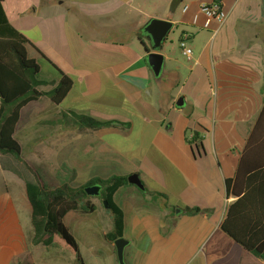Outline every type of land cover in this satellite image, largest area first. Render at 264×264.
Masks as SVG:
<instances>
[{
  "label": "crops",
  "instance_id": "crops-1",
  "mask_svg": "<svg viewBox=\"0 0 264 264\" xmlns=\"http://www.w3.org/2000/svg\"><path fill=\"white\" fill-rule=\"evenodd\" d=\"M212 1L188 0L181 12L193 17L201 4ZM170 2L4 1L10 24L30 43L28 57L49 68L48 79H40L48 85L37 90L47 92L59 79L38 51L74 82L59 105L47 97L31 103L47 101L46 107L56 109L54 115L44 116L33 108L34 143L40 154L60 148L83 183L140 174L143 190L122 187L112 198L123 213L126 264H236L240 246L220 225L235 200L227 195L225 181L234 177L264 103V0H222L227 17L208 29L202 27V17L196 25L189 18L186 26L192 29L183 32L190 35L187 46L202 35L199 31L209 30L211 36L196 46L195 55L192 51L186 80L190 94L181 89L162 102L149 97L155 76L147 64L146 55L152 51L144 27L152 19L177 21ZM163 75L174 82L181 77L175 70ZM181 96L188 110L178 121L183 107L177 109L175 102ZM81 116L110 125L87 130L79 124ZM56 119L61 127L42 125ZM51 131L63 133L61 144L44 138V132ZM188 208L201 212L188 214ZM3 211L0 207V218L14 226L12 216ZM16 235L19 243L0 246V264H39L37 253L21 246L23 232ZM112 247L105 248L107 264H115ZM59 250L58 257L50 252L42 264H67L65 252ZM86 253L96 255L94 249Z\"/></svg>",
  "mask_w": 264,
  "mask_h": 264
},
{
  "label": "trees",
  "instance_id": "trees-1",
  "mask_svg": "<svg viewBox=\"0 0 264 264\" xmlns=\"http://www.w3.org/2000/svg\"><path fill=\"white\" fill-rule=\"evenodd\" d=\"M4 1L0 0V156H10L33 175V179L24 181L25 195L31 208V224L35 230L33 244L59 248L74 258V264H85L76 239L64 223L65 217L76 211L94 213L95 206L89 202L83 204L82 200L88 198L84 193L86 187L99 185L101 198L112 216V229L105 239L114 243L123 238L124 223L123 213L112 198L118 189L133 185L127 182V177L114 176L108 180L96 178L78 188L63 184L49 189L21 158V147L14 135L22 110L41 97H47L51 103L59 105L74 82L44 53L38 51L54 68L59 79L49 91L37 90L48 83L39 79L40 68L27 55L30 43L10 24ZM79 124L92 131L110 125L109 122H98L86 116L79 117ZM195 137L193 135V139ZM225 187L227 195L235 200L228 205L220 227L240 246L236 264H264V103L235 175L225 181ZM185 212L199 214L201 210L188 208Z\"/></svg>",
  "mask_w": 264,
  "mask_h": 264
},
{
  "label": "rangeland",
  "instance_id": "rangeland-1",
  "mask_svg": "<svg viewBox=\"0 0 264 264\" xmlns=\"http://www.w3.org/2000/svg\"><path fill=\"white\" fill-rule=\"evenodd\" d=\"M188 0L181 3L175 12V18L172 29L167 34L165 41L161 45V49L158 50L160 54L164 57L163 66L161 73L158 77H152L151 86L149 88V97L160 100L162 102L171 100L176 97L177 93L182 90V94H190L191 84L186 83L188 78V71L191 63L187 62L181 54L179 48V37L184 31L192 29V27L186 26L189 18L192 16L184 15L181 12V8L186 4ZM199 14V13H197ZM211 30V29H210ZM202 33L196 40H192L188 47L194 52H196V46L201 47L203 45L202 39L211 36V32L199 31ZM151 45V44H150ZM29 56H33V53L29 51ZM165 57L168 59L165 61ZM40 72L39 79H48L49 68L44 62L39 61ZM175 70L180 73L177 82L171 79L170 76L167 77L163 75L164 71ZM203 78L201 77V80ZM205 86L204 82H201V89ZM204 98L202 95L201 99ZM178 99V98H177ZM176 99V100H177ZM47 101L39 102L38 104H29L21 112V118L15 131V139L20 144L21 147V158L34 170V172L43 180L46 187L49 189H56L63 184L70 185L73 188H78L83 186V180L80 179V172L77 170L76 166H72L66 162L63 154H61V149L51 148L49 151L43 152V154L38 153L35 139V128L32 126L33 119V108H36L38 113L44 116L54 115L56 109L54 105H49L46 107ZM188 110L186 105L183 106V111L179 113L178 121L181 120L184 112ZM44 127L49 126L61 127L63 124L58 119L51 120L49 124L43 123ZM190 132V126L184 129V134L186 137ZM44 138H49L51 140L50 144L57 143L61 144L63 141V133L49 132L46 134L44 132ZM113 143V142H112ZM119 146L120 144L117 143ZM33 179V175L29 172L23 165L15 162L10 156H0V207L5 209L3 215L6 216L8 213L12 216V221L14 222L15 228L10 223L6 222L5 218H0V246H6L8 243H19L15 238L17 237V231L23 232V238L21 246H26L28 252H30L37 259L39 264L45 262L46 258L49 256L50 252H54V257H58L61 251L57 248L51 249L42 245V243L35 245L33 244V238L35 237V230L31 224V208L29 202L25 195L24 181ZM140 179V174H139ZM141 181V179H140ZM142 182V181H141ZM135 187V186H133ZM138 190L137 188H135ZM140 196H143V192L139 191ZM89 202L95 206L94 213H84L83 211H76L69 213L65 219L64 223L70 229V232L76 239L81 253L88 264H107L105 254L106 246H113L114 243H110L105 239V235L112 229V216L104 201L101 198V194L97 196H88V198L83 199L82 203ZM13 208V210L11 209ZM8 211V213H6ZM6 244V245H5ZM90 249L95 250V256H89L87 251ZM63 251V250H62ZM64 260L67 264H72L70 260V254L64 251ZM115 252V251H114ZM29 253V254H30ZM28 254L29 258L30 255ZM69 256V257H68ZM58 259V258H57ZM115 264H119L116 255L114 253ZM124 264L125 260L123 259Z\"/></svg>",
  "mask_w": 264,
  "mask_h": 264
},
{
  "label": "water",
  "instance_id": "water-1",
  "mask_svg": "<svg viewBox=\"0 0 264 264\" xmlns=\"http://www.w3.org/2000/svg\"><path fill=\"white\" fill-rule=\"evenodd\" d=\"M183 0H171L169 4L170 13L174 14L178 6L182 3ZM173 23L167 20L152 19L144 27V32L148 35V38L151 42L150 50L152 52L146 55L147 64L151 69L153 75L158 77L161 73V69L164 62V57L162 54L157 52L161 49L162 43L165 41V38L169 31L172 29ZM184 96L179 97L175 102V107L181 109L184 106ZM127 182L130 185L137 187L139 190H143L144 186L139 179L137 174H132L127 177ZM99 185L88 186L84 189V193L87 196H97L100 192ZM106 205V202H104ZM107 208V205H106ZM128 241L123 238H119L114 241V247L116 250V256L119 264H124V248L127 246Z\"/></svg>",
  "mask_w": 264,
  "mask_h": 264
},
{
  "label": "built area",
  "instance_id": "built-area-1",
  "mask_svg": "<svg viewBox=\"0 0 264 264\" xmlns=\"http://www.w3.org/2000/svg\"><path fill=\"white\" fill-rule=\"evenodd\" d=\"M187 10V7L183 8V13ZM199 17L204 19L202 27L208 29L212 22L222 24L227 14L223 10L222 0H213L210 3H203L199 7V14H196L192 17V24L196 25ZM190 35L188 33H183L179 40V48L181 54L187 62L192 60V50L187 46V41L189 40Z\"/></svg>",
  "mask_w": 264,
  "mask_h": 264
},
{
  "label": "flooded vegetation",
  "instance_id": "flooded-vegetation-1",
  "mask_svg": "<svg viewBox=\"0 0 264 264\" xmlns=\"http://www.w3.org/2000/svg\"><path fill=\"white\" fill-rule=\"evenodd\" d=\"M157 52H158V50H157Z\"/></svg>",
  "mask_w": 264,
  "mask_h": 264
}]
</instances>
